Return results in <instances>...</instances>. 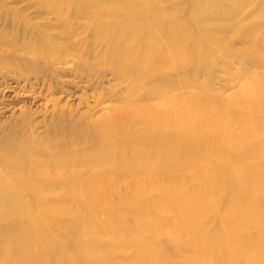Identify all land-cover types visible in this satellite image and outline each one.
<instances>
[{
	"label": "rangeland",
	"instance_id": "rangeland-1",
	"mask_svg": "<svg viewBox=\"0 0 264 264\" xmlns=\"http://www.w3.org/2000/svg\"><path fill=\"white\" fill-rule=\"evenodd\" d=\"M49 1H52V2L50 3ZM77 1L80 5L76 3V0H74L73 3H71L70 0H56L55 2L53 0H44V1H42V2H44V5H43V3L42 4L40 3L41 0H40V2H38L37 0H0V189H1L0 192L3 193V190H5V192H6L5 194H7V196H5V194H4V197H7L6 201H2L5 199L2 196L3 194L0 193V202L2 203L3 206L5 205L4 209L6 207V202L9 203V205L7 206V208L9 210L6 209L5 210L6 213L0 209V211H2V212H0V221H1L0 222V229H1L0 232H2V233H0V236L4 235L6 237V233H7L8 234L7 237L9 238V239L6 238L7 240H5L4 237H0V240H1L0 241L1 242L0 243L1 244L0 245V247H1L0 252L2 253V251L4 249V252H3L4 254H2L3 257L6 253H8L10 256L12 255L11 253H13V252H11V253L9 252V251L13 250L12 247L16 248V250L14 252L18 251L19 253H20V251H22L24 249V251H22V253L25 255V257L26 256L32 257V255L34 253L33 252V250H34L33 249L34 248L33 239L34 238L32 239V236H31L33 234H30L29 236L27 235V234L31 233L29 231L32 229L31 231H33V232H35V231L40 232L41 231V232L45 233L44 234L45 235V242L47 244L51 243L50 244L51 246L56 244L55 247L54 246H53V248L51 247L52 250H48V252L46 253V255H45L46 257L43 259L44 263L47 262V264H93L91 259H89L87 255L83 254L82 248L86 247L90 243V241L93 240L92 237L89 236V234L92 233V231L96 232L97 231L96 228L100 227L99 224L97 223V221H99L100 219L97 217H100L99 215H101L100 213H102V209L99 208V210L98 209L96 210L97 212L95 211L97 213V217H96L97 219L94 218V219H91V221H88L87 219H85L86 220L85 221L84 218L80 219V217H79L80 220H77V221L75 220L74 221L75 223H73L75 226H73V229L69 230V231L67 230L66 227H65L66 229L63 227L60 220H57V217L54 215V212L57 210V208H58V210H62V209L69 210L71 208H74L75 201H73L74 198L72 196L75 197V195L79 193L80 187L82 189V187L84 188L89 184L91 185V183H92V186H95L94 184H96L98 187L101 188V187H103V185L102 186H99V185L104 184L105 182L109 181V179H111L112 181H114V179L112 177L109 179L107 178V180H105L104 179V178H106V177H104V176H106V173L104 172L105 170L102 169V171H101L100 168L98 169L96 165H95L96 167H93L94 165H92V167L94 168L93 169L92 167H90V164H88V163L86 165L82 164V167H81L80 163L77 164L78 165L77 167L80 166V168H83V166H84L83 170L80 168H77L75 166L73 168L69 167L70 168L69 169L68 168L69 165L68 166L64 165V167L62 165H60V166L58 165L57 167H55V165L53 166L51 164V163H53L52 160L54 159V161H56V158H58L57 155H61V152L58 154L55 152L53 154L52 151L44 150L41 147L45 148V146H47L46 144H48L50 141L52 142L54 140V142H56V139L59 138V142H58L59 144H56V143L55 144L57 147L59 145L62 146V150H65V152L63 151L62 153H64V155L66 157L69 158V156L71 154L72 155L75 154L74 156L71 155L70 158L74 159L75 156L76 157L78 156V157H80V159L85 157V159L87 160V157H89V155L91 154L90 151L93 152V150H90V149H94L95 146L98 144V141H99L98 140L99 134H98V132H96V131H98L96 129V126L97 127L101 126V128H104L105 125L107 124V122L108 123L112 122L111 120H114L113 123H118L120 117L124 118V116L126 114L130 115V117H131L136 113L135 116L131 117L132 122L129 121L130 120L129 116L125 117L126 118L125 122H127V123L124 122L125 126L123 127V129L124 128L126 129V125L128 126L129 130H131L130 136L132 133L131 137L134 140L133 136H135V135L133 134V130L137 129L139 131L138 127L142 129L143 126H141V125L144 122H146V123H144L143 125H146L147 122L149 123L148 120L150 118H151L150 120H152V118H154L156 116H160L161 114L164 115V114L168 113L167 112L168 110H166V109H163V111H162L161 110L162 105L158 104L160 101H161L160 103H162L167 96H168L167 98H169L170 100H174V101L175 100L181 101V100H179V98L182 97L183 99L182 98L181 99H182V101L184 100L183 101L184 104L185 103L188 104V102L191 103L193 101L191 103L193 105H191V106H194L196 104V102H198V103L203 102L204 107H202V110H203L202 114L206 112L207 115L204 116L201 119V121L206 122V119L208 118L209 114L214 113L213 111L216 109L215 107H217L221 104H223V105L227 104V106H229V105L237 106L236 103H239L237 101L239 100L240 96L244 94V91H245V89H247V87L256 86L257 84H255V83H256V81L257 82L260 81V78H263L262 80L264 81V77H262L264 75V0H232V1H230V0H226V1H224V0H222V1L221 0H213L214 2L212 0H211L212 2H210V0H208L207 2H209V4H208L209 9L214 8V10H209L206 8L205 11L203 9H205V7H207V6H205L206 4L202 0H187L186 2H185V0H181V3H180V0L179 1L177 0V2H179V3H177V2L174 3L176 0L173 3H169L172 0H167L166 5H168V3L171 4L168 6L165 5V2H164L165 0H163V1L159 0L160 3H158V0H157V2H156L157 4H160V5L162 4L161 7H160V5H155V6L151 7V5H153V3H155L156 0H154V1L152 0V2H151V0H148L146 4L143 3L142 5L139 4L140 0H129V2H128V0H107L110 2L103 0V2L107 3V4L103 3V6L101 5L102 0H98L99 2L96 1L97 2L96 5H95V1H93L94 4H92V3H90L91 0H84V2L89 1V3L92 6V7L89 6V8L91 7L90 9L89 8L86 9V7H84V8L81 7L84 4V3H82L83 0H77ZM124 1H125V3H124ZM241 1H243V2H241ZM134 2H135V4H134ZM193 2H195V4ZM211 3H213L212 6H211ZM229 3H231L232 5H234V4L235 5L232 6ZM242 3L245 4V7H243V8L241 5ZM70 4L72 5L73 10L70 7L71 6ZM74 4H76V5L74 6ZM88 4H86V5H88ZM191 4L193 5V7L191 6V8H190ZM238 4H239V6H241L239 8V12L237 11L238 10ZM244 4H243V6H244ZM214 5H216V6L214 7ZM93 6H94V9H96V10L92 11L91 9L93 8ZM200 6H203V9L200 8ZM66 7L68 10L67 13H66ZM74 7H76V8L74 9ZM110 7H112V8H110ZM137 7H139V9ZM158 7H159V10H155L156 8L158 9ZM175 7H177V8H175ZM182 7H184L185 10H183ZM77 8L78 9L81 8L82 10L80 9V11H79ZM97 8L104 10L103 11L104 13L97 10ZM120 8L122 10H120ZM132 8L134 9V11H132L133 10ZM195 8H196V10H198V8H199V9H201V11L198 10V12L195 13L196 11L194 12V10H193ZM144 9H145V11H144ZM150 9H152V11H150L151 13L149 15ZM189 9H191L193 11H190ZM257 9H258V12H257ZM74 10H76L75 17L73 15H71V14H73L72 12ZM77 10L79 11L78 12L79 14L82 12L80 15L78 14L81 17H78V15L76 16ZM83 10L84 11L86 10L87 15L84 12L86 17H83L85 15H82ZM123 10H125V11H123ZM128 10H131L133 13L132 12H131L132 14L128 13ZM177 10H182V12L181 11L178 12ZM188 10L194 16H197L198 13L201 12V14H199V15H201V17H203L204 20L202 21V18L199 15H198V17H193V15H191ZM229 10L231 13H232V11H234L233 13H235V10H236V13H235L236 17L239 16L238 22H237V18L236 19L234 18L235 14L231 15ZM89 11L92 12L93 16L88 17V15H90L89 13H91ZM135 11L138 12L137 13L138 16L135 14L136 13ZM153 12H154V14H153ZM204 12H208L207 15H209V16H207L206 14L204 15ZM220 12L222 13V15ZM69 13H71V14H69ZM172 13H173V15H172ZM226 13H228L229 17ZM255 13H257V15L254 16ZM123 14L125 15V17ZM189 14L192 16L191 19H190L191 16ZM211 14H213L214 18L216 17L215 20L213 19ZM249 14H252V15H250L251 17L249 16ZM100 15H102V16H100ZM119 15H120V18H119ZM126 15H128L129 18L132 17V19L130 18V21H129L128 17ZM129 15H131V16H129ZM152 15L153 16L157 15L159 18L165 17V19H162L163 23H164V20L167 19L168 15L170 16L169 19L170 20L172 19L173 21L171 20L172 23H170L171 21L169 19H167L165 21L166 24L164 23V26L161 23L162 27H164V28L160 29V32H159L158 30H159V28H161L160 27L161 25L156 24L158 21L155 19V17H153V18L156 21L154 22V19L152 18L153 22H151ZM203 15L206 17H204ZM217 15H219V16L217 17ZM174 16H177V18ZM72 17H73V19L74 18H76V19L73 20ZM135 17H137V18L135 19ZM186 17H188L189 19ZM207 17H209V18H207ZM248 17H250L251 20H250V18L246 19ZM253 17H255V18H253ZM259 17H261V18H259ZM58 18H60V20ZM93 18H95V20ZM159 18H157V19L159 20ZM193 18H197V20L199 19V22ZM205 19H207V20H205ZM107 20H109V21H107ZM174 20H177V21H174ZM141 21H146V24H149V25L153 24L152 27L147 26L149 28V30L146 29V32L147 33L150 32L148 35H146L147 34L146 32H145V34L143 33L146 27H141V26H145L146 24L143 25L141 23ZM179 21H180V23L182 21L184 23L182 22L180 24ZM122 22L124 24H122ZM136 22L138 23V25ZM149 22H151V24ZM196 22L198 23V25ZM167 23L170 26H168ZM175 23H177V24H175ZM234 23H235V25L232 26ZM139 24H140V26H139ZM239 24H240V27H239ZM157 25L159 28L156 27ZM174 25H175V27H176V25L178 26L177 27L178 30L180 28L185 29L184 27L186 26L187 30L183 31L180 29L179 31H181V32L179 33V31L177 29H175V27L174 28L172 27ZM204 25H205V27H204ZM209 25L214 26V27L217 25V28L219 30H217L216 27H215L216 29L213 27V29L210 28V30H209V28H208ZM227 25L229 26L228 28H227ZM153 26H154V29H153ZM236 26H238V27H236ZM242 26H243V28H242ZM118 27H119V30H118ZM203 27L206 31L205 33H207L208 30H209V32L212 30L211 31L212 33L214 31L213 35H216V34L217 35L214 36V38H211L212 34H209V32H208V34H205V35L203 34V36L198 37L199 35L204 33ZM142 28H144V30H141ZM169 28H172V29H169ZM199 28L201 29L202 32L200 31ZM138 29H140V30H138ZM163 29L164 30L167 29V30L164 31ZM174 29H175V31L176 30L177 31L175 32ZM134 30L135 31H141V32H137L135 35ZM152 30H154V31H152ZM190 30H193V31L191 32ZM155 31H157L156 35L154 33ZM170 31H172V32H170ZM188 31H190L191 35L188 34L189 33ZM166 32L168 34L165 35ZM182 32L184 33L185 36L190 35L189 36L190 39H189V37H188V39L186 37H183ZM241 32H242V35H240ZM141 33H143L144 36H148V37L153 36V38L155 37V39L157 38L156 36L159 35V38H161L162 43H163V41L165 42L164 43L165 46L169 45V47H172L171 49L169 48L167 50L166 54L169 56L173 52V56L176 57L175 58L176 60L174 59L175 60L174 61L173 58H171L172 60H170V58H168V60H167V57L164 56V55H166L164 52H166L165 50L168 47L165 48V46H164V48H163V46H161L162 47L161 48L159 45H157L159 47V49L154 48V46L151 47V45L154 44V42L156 40L152 39L151 37H149L150 39H147V37L144 39L142 36L143 34H141ZM161 33H163L164 36H161L162 35ZM169 33H171V34L174 33V34H173V36L171 34L169 36ZM192 33H196V34H194V36H195L194 38L192 36ZM175 34H177V35H175ZM114 35H116V36H114ZM133 35H135V37H133ZM139 35H141V36H139ZM180 35H182L181 38L179 37ZM209 35H210V37H209ZM171 36L175 37V38H173V40H172ZM204 36L206 37V39L204 38ZM108 37L110 39H108ZM132 37L134 39L136 38L138 41L137 40L133 41ZM162 37H163V39H162ZM111 38H114V39L116 38L114 43H113L114 40ZM118 38H119V40H118ZM142 38L144 40L142 42H140V40H142ZM176 38H178L179 41ZM200 38L201 39L204 38L203 41H201ZM174 39H176V41H178L177 42L179 45L178 49H181V48L183 49V50L182 49L180 50V53L182 51H183V53L185 52L184 54L182 53V55H184L183 58H182L180 53H177L174 55V53H176V51H174V49H173V41L175 42ZM213 39L215 40V44H217V42H220V43H218L216 46H214V43H213L214 40ZM252 39H254V40H252ZM127 40L130 41V44H129V42H127ZM146 40L148 42H146ZM161 40L157 39V42L161 43L160 42ZM171 40H172V44H171ZM109 41L112 43L111 44L112 47H111L110 43H107ZM183 41H184L185 45H184ZM210 41H212V42H210ZM136 42H138V45L135 44ZM193 42H194V44H192ZM198 42L200 43L201 47L198 45ZM207 42L210 43V46ZM119 43H121V44H119ZM162 43L160 45H164ZM166 43H168V44H166ZM182 43L184 45V48L182 47L183 45L181 46ZM131 44H134V45H131ZM189 44L191 45L190 46L191 48L188 47ZM119 45H122V47L120 48L122 52L120 51V49H119V51L121 53L124 52V54H122L123 56H125V53H127V51H128L127 54L130 55L131 53H133V54L135 53V55L133 57H132V55H130V58H129V56H126L125 58L127 59V57H128V61H126V59L123 60L122 59L123 56L121 57V54H119V52H118V57H117L116 51H118V48L120 47ZM149 45H150V47H149ZM125 46H127L126 47L127 49L125 48ZM137 46H138V48L141 47V50H140V48L138 49ZM47 47H49V48H47ZM192 48H194L193 49L194 51L191 53ZM202 48L206 49V51L203 50ZM153 49H154L153 53L148 54V52H146V54H148L146 56L149 57L151 55L149 58H151L152 55L156 51L158 52L157 54L155 53V57L153 55V57H152L153 59L151 58L152 60L149 59L148 57L144 56L145 51L150 52ZM156 49H158V50H156ZM125 50H126V52H125ZM132 50L137 51L138 54L136 52H131ZM139 50H140V52H139ZM161 50H163L164 52ZM169 50L171 52H169ZM207 50H208V52H207ZM159 51H161L162 54L159 53ZM142 52L144 54H142ZM197 52H200V53H197ZM206 53L211 55V56L209 55V57H212L211 60L209 58L206 59L208 57V55ZM158 54H159V57L157 56ZM178 54H180L181 57ZM198 54L200 55V60H198L199 58L197 59V57H199ZM137 55H138V57H137ZM140 56H141V58H140ZM143 57L144 58L146 57V58L144 59ZM160 57H162V58L160 59ZM171 57H172V55H171ZM186 57H188V58H186ZM132 58H134V59H132ZM165 58H166V60H165ZM147 59H149V60H147ZM159 59L161 61H159ZM188 59L191 61H189ZM138 60H139V62L137 64H139V65L141 63H144V62H147L150 60L152 62L150 61L151 63L147 64L148 66L149 65L151 66L154 62H156L155 63L156 65H160L158 76L148 78V76H147L148 71H149L148 70L144 74L139 73V75L141 74L145 77V79H143V77L140 79L139 75L137 74L138 71L135 70V68L137 69L139 67V65H137L138 67H135L136 62ZM162 60H165V62ZM133 61H134V63H132ZM141 61H144V62H141ZM170 61L175 62L174 65H178V63L180 62L178 65L180 67L178 68V66H176L177 69H174V71H171V74L168 73V70H167V68L170 69V67L174 68V66L172 67L173 63H171L172 65H170ZM187 61H189L190 63ZM124 62H126V64H124ZM159 62H160V64H159ZM166 62H168V64H169V66L167 65L168 67H166ZM118 63L120 64V66L118 65ZM131 63L134 64L133 66L135 68H133V66L130 65ZM162 63H163V65L165 64L164 65L165 67H163ZM209 63H211V65ZM155 64H153L152 66L156 67V66H154ZM142 65L144 66L146 64H142ZM147 65H146V67H147ZM121 66H123V67H121ZM130 66H132V67L130 68ZM150 66H149V69H151ZM121 69H123V70H121ZM125 69H127V70L129 69L132 72L128 71L126 74V73H124ZM160 69L162 71H160ZM163 69H165V70H163ZM192 70H193V73H191ZM135 71H137V72H135ZM139 71L143 72L144 69H143V71H142V69ZM164 71L165 72L167 71L165 75L168 78L163 77L164 73H165ZM160 72H161V74H160ZM189 74H190V76H189ZM132 76L134 77V80H136V81H137V77H139L140 82L144 80L147 83L145 82V84H144L143 83L144 81H143L142 82L143 85H142V83L137 81L139 83L138 84L135 83V85H137L136 87L138 88L140 86V88L137 89L133 86L134 80L131 79V78H133ZM129 78H130V80H128ZM163 78L167 79L168 81L164 80ZM176 78H177V82H179V84L182 82L180 84V86H182L184 88L186 87V88H188V90L186 88L185 89L183 88L181 91L179 89L180 86L178 85L177 82H175ZM183 78H184V81L182 80ZM173 79H175V80L172 81V82H174L172 84L171 80H173ZM161 80H163V82H165V84L164 83L161 84L160 83ZM169 80H170V82H169ZM188 81H194V82L188 83ZM155 83H158L157 84L158 87H159V85L160 86L164 85V86L159 87V91H158V88L155 85ZM191 83L194 86L193 88H192V85L190 86ZM150 84H154V87H156V89L154 87H153L154 89H151L152 87L149 89ZM260 84H261V87L258 86ZM262 84H264V82L259 83L256 87L259 88L260 90L262 89L263 95H264V86ZM144 86H145V88H144ZM167 89H170V91L168 90L170 92L168 94L166 93ZM132 91L133 92L135 91V92L133 93ZM150 92H151V94L153 92H154V94L157 93V95H158V93H161V92L162 93L160 95H158L159 97L157 95H156L157 97H155V95H154L152 98L151 94H149L150 96L148 97V93H150ZM163 92H164V95H163ZM184 92L186 94H184ZM192 94H194L195 96ZM130 95H132V96H130ZM171 95L173 98H170ZM184 96H186L187 99ZM248 97H250V95ZM182 101H181V104H183ZM179 104H180V102H179ZM156 105H157V108H155ZM124 106L127 108V110H126L127 112L124 110ZM132 106L134 108H132ZM138 106H140L139 109H138ZM144 106L145 107L147 106L148 110L146 108H144ZM148 106H151V107L153 106L155 109L153 107H152V109H150V107L148 108ZM128 107H130L133 110L129 109ZM142 109H146V111H147L146 113H144V118H142L143 112H144V110H142ZM128 110H131V111H128ZM149 110H151V112H153V113L150 114ZM158 110L159 111L161 110L163 113L159 112ZM119 111L122 113H120ZM239 111L240 112H238V114H239L240 119L244 120L246 117L248 118V115L246 114L247 112L242 111V109H239ZM124 112H126L125 115H124ZM230 113H231V111H230ZM243 115H244V117H243ZM245 115H247V116H245ZM140 116H141V119H140ZM260 118L262 119L263 116H259V118H255L256 122L260 121L261 120ZM107 119H109L110 122ZM146 119H147V121H144ZM130 122H131V124H129ZM135 123H136V125H135ZM259 124H260V122H259ZM102 125H104V126H102ZM131 127H133V128H131ZM94 128L96 130L95 132L97 133L96 136H95L96 133L93 131ZM125 129H124V131H125ZM173 131H171V133H169V135L168 134L167 135L174 140L177 136L176 135L177 132L175 133ZM135 133H137V132H135ZM115 135H118V133ZM108 136H104L105 138L104 137L103 138L106 140L107 139L106 137H108ZM130 136L129 135L127 136V137H129V139L127 141V138L124 136H123L124 138L123 137L122 138L121 137H116V138L113 137V139H111L112 138V135H111L110 136L111 138L109 137L111 139V140H109L110 142H107V141L106 142H107V144H110L111 149L116 150L117 147H119L118 149H120L121 145L123 147L124 145H127L126 143L129 144V143L133 142L131 140L132 138ZM136 139H137V137H135V140ZM144 139H146V137ZM94 140H95V142H94ZM138 140H139V142L137 144H139V146H140L142 144L140 142L141 137H138ZM138 140H136L135 143ZM150 140H152V139H150ZM26 142H28V143H26ZM111 142H113V143L111 144ZM34 143L37 145L36 152H30L29 153V152H24L21 150L23 148V144H24V146L29 147ZM114 143H115V145H114ZM120 143H121V145H120ZM90 144H92V145L89 146ZM93 145H95V146H93ZM141 147H143V144L140 146V149H141ZM87 149H89V150H87ZM140 149H139V147L136 148V146H135V151H133V152L137 153L139 151H142V152H140V154L144 153L143 152L144 147L141 150ZM263 150L264 149H262V153H263ZM79 151L80 152L83 151L82 153L85 154L87 157L85 155H83L81 158L80 154L82 155V153H80ZM260 151L261 150H258V153L261 156L262 154ZM67 152L68 153L70 152L69 153L70 155ZM245 152L247 153L248 156L246 155ZM245 152L242 153L243 157L241 156V158H245V159L242 160L241 158H239L237 161L239 166H240V167L238 166V168H241V169L247 168L248 169L250 167L249 164L252 161L250 159L251 156L249 157V155H251L250 153H252V150H248ZM86 153H88V155ZM140 154L137 153V155H140ZM19 157H21V158H19ZM37 158H39V159H37ZM262 158L264 159V155H262ZM31 159H33V162L35 161L34 163L38 162L37 164L33 163L36 166H34V165L31 166V164H32ZM18 160L20 161L19 166L21 168L19 166H17V164H15ZM86 160H84V161L87 162ZM84 161H82V162H84ZM47 165L49 166V168ZM45 166H47V167L45 168ZM32 167H35V168H32ZM39 167H41V168H39ZM85 167H87L89 170L85 169ZM59 168H60V170H59ZM75 168H77V169H75ZM90 169H91V171H90ZM98 170L100 172L99 174L97 173ZM135 170L138 173L139 169H135ZM66 171H67V175L65 173ZM77 171L79 172V174L81 176L78 175ZM85 171H86V174H85ZM89 171H90V173H89ZM72 172H75V173H72ZM80 172H82V173L84 172V173L81 174ZM101 172H102V174L103 173L104 174L102 175ZM48 173H50V175ZM88 173L90 174V176ZM91 173L92 174L94 173V174L92 175ZM118 173L117 172L114 173L115 179L120 178L119 174L121 173V171L119 174ZM60 174L62 176L64 174V177L61 178L62 176ZM76 174L79 177H77ZM82 175H83L84 180H83V178H81ZM179 175H180V178L185 182V185L187 186L188 189L195 190L198 188L199 183L197 181H195L196 182L195 183L194 180H191L188 177H186V175H187L186 171H181ZM74 176H76V177H74ZM84 176L85 177L88 176L87 178H90L92 180L97 179L98 182H99V180L102 179V177H104V178L98 184L97 181H95L93 183L92 180L89 181V179H85ZM96 176H97V178H96ZM133 176L136 177L137 175L135 173H133ZM59 177L61 179H63L64 181L63 180L58 181ZM64 178H68V179H64ZM80 178H81V180H80ZM98 178H100V179H98ZM48 179H50L51 182ZM73 179L75 182L73 181ZM144 179H145V182L147 183V177H145V176L142 179H141V177L135 178L136 182H134V183L136 184L137 187L140 186L139 184L144 185V186H141L140 189L146 188L147 184L145 182H143ZM45 180H47V185L49 187H47L46 185H43L46 183ZM67 180L70 182H74L75 184L71 183V185L68 186L69 182ZM44 181H45V183H44ZM48 181H49V184H48ZM81 181H82V183H81ZM102 181H105V182L103 183ZM137 181L139 184L137 183ZM58 182L59 183L63 182L64 184L66 182V184L67 183L68 184L67 185L66 184L61 185ZM206 182L209 183V180L207 179ZM33 183H36V184L40 183V184H37V186H38V188H41L42 190L38 189L39 190L38 191L36 188L37 186H35L36 184H33ZM105 184H107V183H105ZM110 185L111 184L109 183L108 185H105V186L108 187ZM65 186L67 189H64ZM72 186L73 187L75 186V187L73 188ZM62 188L64 191L62 190ZM104 188L105 187L102 188L101 192L104 191L103 190ZM107 189L109 190L110 187ZM118 190L120 192H124L123 188H120ZM41 191H43V192H41ZM65 191H67V193ZM69 191H70V193L72 192L71 194H74V193H76V194L70 196L71 194L69 193ZM73 191H75V192H73ZM76 191H78V192H76ZM106 192L104 191L103 193H106ZM128 192L129 191H127V193ZM151 192L152 191H147L144 194L145 196L144 195L142 196V198L144 197L143 199H145L144 202L146 201V203H144V202L142 203L143 199L140 200L141 202L137 201L138 203L134 202V200H133V202H134L133 203L132 200H129V199L124 200V202H121V203H123L121 205L116 203L117 206L119 205L120 207H113V209H110V210H112L111 213L109 212L108 214H113L114 210L115 211L119 210L120 213H122V212H125V213L123 215L122 223H120V224L117 223L118 225H121V226L114 224L115 227H114V225H112L110 227L111 231L113 230L112 232H114V234H118L119 231H121V230H123V228H125L124 231L121 232L123 234V232H125V230L126 231L127 230L136 231L138 229V227H140V229H138V230L142 231L147 239H149L150 241H152L153 243H155L159 247L160 254L165 260L178 262L180 259H182V260L184 258L187 259L188 254L184 253L185 252V250H184L185 245H184V242L182 240L179 242L180 243L179 249L177 248V250L174 251V249L172 248L173 246L171 247V243H170L171 242V234L168 231L159 230L153 234H147L149 232V231H147V226L143 222L137 223L138 220L134 219V217H135L134 212L135 213L141 212L140 208H142L141 210H143V207L146 208L148 205H150V203L152 204V203H154V201L157 200V198H155L157 196L156 193H154V192L151 193ZM37 194H40V195L37 196ZM64 195H65L66 199H68V197L70 199L73 198L72 200H70L72 204L70 203V201L65 200ZM147 195H148V197H146ZM154 195H155V197H154ZM59 196H60V198H61V196H63L62 198H64V199H62V198L59 199ZM55 197L59 200L55 199ZM153 197H154V199H153ZM43 199L44 200L48 199V200L45 202ZM110 199L112 202H115L116 196L112 195L110 197ZM1 203H0V205H1ZM2 205L0 206V208H3ZM124 205L126 208L124 207ZM222 207H223L222 202H220V203L216 202L215 204H213L214 210H211L212 211L211 213H208L204 217L199 219V223L201 225H209V227H211V228L215 227L216 226V219H215L216 217L215 216H217V217L219 216L218 212H220L222 210ZM53 209L55 211H53ZM128 209H131V210H128ZM10 210L11 211L13 210V212H10ZM51 210L53 212V215L51 213ZM82 210H84V208H82ZM131 211H133V212H131ZM14 212H16V213H14ZM77 212L79 213V212H81V210L79 209V210H77ZM20 213H23L25 216L27 215V217H25L23 214H21L22 216L27 218V221L25 220L24 217L22 218L25 221V223L29 222V224H30L31 219H33L32 221H34V222H32V225L30 224V227H29L30 230H27L29 228L25 227V226H28V225H26L21 219H19V218H21V216L18 215ZM132 214L134 215V217ZM2 215H4V216L7 215V216L3 218ZM9 216L11 217L10 220H9V218H7ZM28 216H29V218H28ZM12 218L13 219L15 218V220L19 219L20 221L19 220L18 221L22 224H19L18 221H17V223H18L17 224L16 221H13ZM5 219L6 220L8 219L9 221L7 220L4 223ZM10 221L12 223L14 222L17 225H15V224L13 225L15 227L14 228L15 230L13 228H11V230H9V232H7L6 230H8V229H6V228H9L12 226ZM78 221H80V222L78 223ZM92 221L93 222L96 221V222L93 223ZM81 222L83 224L84 223L86 224V222H88L89 224L87 223L85 226H83ZM90 222L92 224L91 225L92 227H90V228H95V226H96V228H95L96 230L95 229L90 230V228H89ZM2 223H3V225H2ZM96 223H97V225H96ZM5 225H10V226L7 227ZM18 225L19 226L21 225L22 227L25 228L26 231L24 230V228L21 229V232H23L22 230H24L27 233L26 234L24 232L25 233L24 237H23L24 233L21 234V232H20V234H18V235L16 234V236H15V233L17 231H20ZM76 225H77V227H76ZM82 226L84 227V229L82 228ZM1 227L4 228L5 230L2 229ZM17 228H18V230H17ZM85 228H89L88 232H87V230H85ZM78 229H79V231H78ZM114 229H115V231H114ZM99 230H101V229L99 228ZM11 231H13V232L16 231V232L11 233ZM83 231H86L87 235H86V232H83ZM72 232H75L76 234L81 233L79 240H77L75 238L77 240V242L75 239H73V237L74 236L78 237L79 235H75V233H74V236H73ZM262 232H264V230ZM9 233L11 235L13 234L12 236H15V237H11V235ZM26 235H27V237H26ZM101 236L102 237L104 236L103 232L94 233L95 239L101 238L103 240L101 242L108 244V245L101 244L100 247L104 246V248H100V247L96 248L95 250H97L96 252L98 255L108 256L109 259H111V261H110L111 264H125V263L130 262V255L135 252V248L134 247L132 248V246L128 245L127 239L124 240L123 237H120V239H123V240H121L120 243L118 242L119 244L117 243L118 246L116 247V251H112L109 249L110 243H109V240H107V238H106L107 236L106 237L104 236L105 238L104 237L102 238ZM21 237H23V238H21ZM46 237H48V238H46ZM11 238H13V240H11ZM49 239L52 241H50ZM9 240H11L12 242L15 240V241H17L16 243H22V244L17 245V244H15V242H13V244L16 245L17 247L13 246V244H11L12 245L11 246L9 243L11 241H9ZM122 241L123 242L126 241V242L123 243ZM9 245L11 246V248H10L11 250H9ZM25 245H27V246L25 247ZM80 245L81 246L84 245V247H80ZM20 246H23V247H20ZM78 246H79V248H78ZM17 248H18V250H17ZM127 248L129 250H127ZM181 248H183V249H181ZM25 249H27V250L25 251ZM180 249H181L183 254L180 252ZM6 250H7V252H5ZM100 250H101V252H100ZM183 250H184V252H183ZM49 251H51V252H49ZM1 253H0V264H3ZM107 253H108V255H107ZM8 254H6L5 256H7ZM128 254H129V256H128ZM9 255L6 258L10 257ZM16 255H15V260L17 261V263H15V264H18L19 262L21 264V260H18ZM68 257L70 258L69 260H68ZM173 257H174V259H173ZM66 260H68V261H66ZM16 261H14V262H16ZM242 261L243 260H240V263L238 262L235 264H250L248 262L243 263ZM24 263H25V261H24Z\"/></svg>",
	"mask_w": 264,
	"mask_h": 264
},
{
	"label": "bare ground",
	"instance_id": "bare-ground-1",
	"mask_svg": "<svg viewBox=\"0 0 264 264\" xmlns=\"http://www.w3.org/2000/svg\"><path fill=\"white\" fill-rule=\"evenodd\" d=\"M37 1L40 2V0H37ZM42 1H44V0H41L40 3L41 4L43 3V5H44V2H42ZM53 1L55 2L56 0H53ZM70 1H71V3L74 2V0H70ZM91 1H90V3H92V4H94L93 1H95V5H96L97 4L96 1H98V0H91ZM147 1L148 0H140L139 1L140 2L139 4H141V5L143 3L146 4ZM166 1L167 0L164 1L165 2V5H166ZM174 1L175 0H172L169 3H173ZM186 1L187 0H185V2ZM202 1H204V3L206 4L205 6H207V7H205V9H203V6H200V8H202L204 11L206 10V8L209 9V7H208L209 2H207L208 0H202ZM212 1L210 0V2H212ZM224 1H226V0H224ZM230 1H232V0H230ZM49 2L51 3L52 1H49ZM85 2L83 0L82 3H84L85 5L83 4V6H81V7H83V8L86 7V9H87V8H89V6H91V4L89 3V1H87V2L90 5L87 2L86 3ZM101 2H102V4L101 3L100 4L103 6V3H105V2H103V0ZM107 2H110V1H107ZM128 2H129V0H128ZM151 2H152V0H151ZM156 2H157V0L155 1V3ZM176 2H177V0L174 3H176ZM241 2H243V1H241ZM76 3L79 4L77 0H76ZM124 3H125V1H124ZM155 3H153V5H151V7H153L155 5H160V4H157V3L155 4ZM158 3H160L159 0H158ZM169 3H168V5H171ZM177 3H179V2H177ZM180 3H181V0H180ZM193 3L195 4V2H193ZM86 4H88V5H86ZM105 4H107V3H105ZM134 4H135V2H134ZM212 4L213 3H211V6H212ZM229 4H231V3H229ZM243 4L244 3L241 4L242 5V8L245 7V4H244V6H243ZM75 5L76 4H74V6ZM168 5H166V6H168ZM234 5H232V6H234ZM94 6L91 9L92 11L93 10H96V9H94ZM161 6H162V4L160 5V7ZM191 6L193 7L192 4L190 5V8H191ZM215 6L216 5H214V7ZM70 7L72 8V5ZM240 7L241 6H239V4H238V10H237L238 12H239V8ZM75 8L76 7H74V9ZM110 8H112V7H110ZM137 8L139 9V7H137ZM175 8H177V7H175ZM80 9H78V10L80 11ZM182 9L185 10L184 7H182ZM72 10H73V8H72ZM78 10H77L76 16L79 14L78 13L79 12ZM97 10H99L100 12H103L104 11V10H101L100 8L99 9L97 8ZM120 10H122V9L120 8ZM155 10H159V7H158V9L156 8ZM189 10L190 11H193L194 10V12L196 11L195 13H197L198 10L201 11V9H199V8H198V10H196V8L193 9V10H191V9H189ZM209 10H214V8L213 9H209ZM123 11H125V10H123ZM132 11H134V9ZM132 11L131 10H128V13H131ZM144 11H145V9H144ZM150 11H152V9L149 10V15L151 13ZM177 11L178 12L179 11L182 12V10H177ZM67 12H68V10H67V7H66V13ZM75 12H76V10H74L72 12L73 14H71V13H69V14H71V15H73L75 17ZM84 12L86 13V10L85 11L83 10V14L82 15H85ZM89 12H91V11H89ZM229 12H230V10H229ZM233 12L234 11H232V13ZM257 12H258V9H257ZM137 13L138 12H136L135 14L138 16ZM207 13L208 12H204V15L205 14L207 15ZM232 13H231V15H234L236 13V10H235V13H233V14ZM89 14L90 15H88V17L93 16L92 15V12L89 13ZM153 14H154V12H153ZM190 14L193 15L191 12H190ZM199 14H201V12L198 13V15ZM226 14L228 15V13H226ZM79 15H78V17H81ZM86 15H87V13H86ZM86 15L83 16V17H86ZM172 15H173V13H172ZM198 15L197 16H194L193 15V17H198ZM221 15H222V13H221ZM250 15H252V14H249V16ZM255 15H257V13H255L254 16ZM100 16H102V15H100ZM126 16L128 17V15H126ZM129 16H131V15H129ZM199 16L201 17V15H199ZM207 16H209V15H207ZM211 16L213 17V14H211ZM218 16L219 15H217V17ZM124 17H125V15H124ZM153 17H155V19L159 22V23L157 22L156 24H158V25L160 24L161 25V23H162V25L164 26V23L166 24L165 21L167 19H169L170 16L169 15L167 16V19L164 20V23H163V20L162 19H165V17L164 18H162V17L159 18L157 15L156 16L155 15L154 16L152 15L151 22H153L152 21V18ZM156 17L159 18V20ZM174 17L177 18V16H174ZM204 17H206V16H204ZM228 17H229V15H228ZM238 17H236V14L234 15V18L235 19L237 18V22L239 21V18ZM250 17H248L246 19H249ZM119 18H120V15H119ZM130 18L132 19V17H130ZM130 18L128 17V20L129 21H130ZM136 18L137 17H135V19ZM186 18H188V17H186ZM191 18H192V16L190 17V19ZM201 18H202V21H203L204 18L203 17H201ZM207 18H209V17H207ZM253 18H255V17H253ZM259 18H261V17H259ZM58 19L60 20V18H58ZM72 19H73V17H72ZM75 19L76 18H74L73 20H75ZM93 19L95 20V18H93ZM155 19H154V22L156 21ZM193 19H195L196 21L199 22V19L198 20H197V18H193ZM213 19L215 20L216 17L215 18L213 17ZM205 20H207V19H205ZM250 20H251V18H250ZM107 21H109V20H107ZM172 21L170 23H172ZM174 21H177V20H174ZM180 21H179V23H180ZM151 22H149V23L151 24ZM141 23L143 25H145L146 24V21H141ZM122 24H124V23L122 22ZM175 24H177V23H175ZM137 25H138V23H137ZM152 25L153 24H151V25L146 24L145 26H141V27H146L145 30H144V28H142L141 30H144L143 33L145 34L146 29L149 30L148 27L149 26L152 27ZM158 25L156 27H158ZM162 25L160 26L161 28L158 27L159 28V30H158L159 32H160V29L164 28V27H162ZM197 25H198V23H197ZM234 25H235V23L232 26H234ZM139 26H140V24H139ZM168 26H170V25L168 24ZM210 26L211 25H209V27L207 26L209 28V30H210V28L213 29L214 26H211V27ZM172 27L174 28L175 25L172 26ZM177 27L178 26L176 25L175 29H177ZM204 27H205V25H204ZM204 27H203V29H204ZM215 27L217 28V25ZM228 27L229 26L227 25V28ZM236 27H238V26H236ZM239 27H240V24H239ZM184 28L185 29H183V28L182 29L180 28V29L183 30V31L184 30H187L186 29V26ZM242 28H243V26H242ZM153 29H154V26H153ZM169 29H172V28H169ZM175 29H174V31H175ZM118 30H119V27H118ZM138 30H140V29H138ZM166 30H164V31H166ZM209 30L207 31V33H205L206 31L204 29V33H202L198 37L203 36V34L204 35L205 34H208ZM217 30H219V29L217 28ZM152 31H154V30H152ZM190 31L192 32L193 30H190ZM190 31H188L189 32L188 34L191 35ZM200 31H201V29H200ZM211 31L209 32V34H212V37L211 38H214V36H216L217 34L216 35H213L214 31H213V33ZM137 32H141V31H135L134 34L136 35ZM170 32H172V31H170ZM180 32L181 31H179V33ZM143 33H141V34H143ZM149 33H147L146 35H148ZM154 33L156 35L157 34V31H155ZM144 34L142 35L144 39L146 37H147V39H150L149 37H151L152 39H155V37L153 38V36H149L148 37V36H144ZM161 34H162L161 36H164L163 33H161ZM166 34H168V33L166 32L165 35ZM170 34L171 33H169V36H170ZM173 34L174 33H172L171 35L173 36ZM194 34H196V33H192L193 38L195 37ZM135 35H133V37H135ZM175 35H177V34H175ZM182 35H183V37H186L187 39L190 36V35L185 36L184 33ZM182 35H180L179 37L181 38ZM240 35H242V32H241ZM114 36H116V35H114ZM139 36H141V35H139ZM156 37H157L155 39L156 41L155 42L153 41L154 44H152L151 47L154 46V48H158L159 49V47L157 46V45H159L160 47L163 46V48H164V46H165L164 43L165 42L163 41V43H162V40H161V38H159V35L156 36ZM209 37H210V35H209ZM143 38H142V40H140V42H142L144 40ZM173 38H175V37H172V40H173ZM204 38L206 39L205 36H204ZM108 39H110V38L108 37ZM111 39L114 40L113 41V43H114L116 38L115 39L114 38H111ZM157 39L158 40H161L160 42L162 44H164V45H160L161 43H158L157 42ZM162 39H163V37H162ZM176 39L178 40V38H176ZM176 39H174L175 42L173 41V49H174V51H176V53H174V55L177 54V53H180V50L182 49V48L181 49H178L179 48V45H178L177 42L179 40L176 41ZM189 39H190V37H189ZM203 39H201V41H203ZM118 40H119V38H118ZM132 40L135 41L137 39L136 38L135 39L133 38ZM172 40H171V44H172ZM252 40H254V39H252ZM184 41H183V43H184ZM127 42H129V44H130V41L129 40H127ZM146 42H148V41L146 40ZM199 42H198V45L200 46V43ZM210 42H212V41H210ZM107 43H110V45L112 44L110 41L107 42ZM183 43L181 44V46L183 45ZM207 43L210 46V43L209 42H207ZM213 43H214V46H216L220 42H217V44H215V40H214ZM119 44H121V43H119ZM135 44L138 45V42H136ZM166 44H168V43H166ZM192 44H194V42ZM131 45H134V44H131ZM184 45H185V43H184ZM184 45L182 46L183 48H184ZM119 46L120 47L118 48V51H116L117 52L116 55L118 57V52H119V54H121V57H122L123 56L122 54H124V52L121 53L122 51H121L120 48L122 47V45H119ZM190 46L191 45L189 44L188 47H190ZM111 47H112V45H111ZM126 47L127 46H125V48ZM149 47H150V45H149ZM166 47H168L165 50L166 52H164L163 50H161L165 54L167 53V50L169 48L170 49L172 48V47H169V45H166L165 48ZM47 48H49V47H47ZM137 48H138V46H137ZM139 48L141 50V47H139ZM119 49H120L121 52L119 51ZM158 49H156V50H158ZM193 49L194 48H192V51L190 50L191 53L194 51ZM140 50H139V52H140ZM203 50L206 51V49H203ZM161 51H159V53L162 54ZM125 52H126V50H125ZM131 52H136L137 53V51H133V50ZM146 52H148V54L153 53L154 52V49L152 51H150V52L149 51H145V54L142 52V54H144V56L148 55V54H146ZM169 52H171V51L169 50ZM207 52H208V50H207ZM127 53H128V51H127ZM127 53H125V56H123L124 58L122 57L123 60L126 59L125 58L126 56H129V58H130V55H132V57L135 55V53L134 54L131 53L130 55L127 54ZM155 53L157 54L158 52L156 51ZM155 53L153 54L154 57H155ZM182 53H183V51L180 53L181 56H182V58H183L184 55H182ZM197 53H200V52H197ZM180 54H178V55L180 56ZM153 55H152V57H153ZM171 55H172V57H171ZM171 55L168 56L166 54L164 56L167 57V60H168V58H170V60H172L171 58H173V60H174L176 57L173 56V52H172ZM207 55H208V57L206 59L209 58L211 60L212 57H209L210 54H207ZM157 56L159 57V54ZM137 57H138V55H137ZM146 57H148V56H146ZM140 58H141V56H140ZM151 58H149V59H151ZM161 58L162 57H160V59ZM186 58H188V57H186ZM132 59H134V58H132ZM149 59H147V60H149ZM160 59H159V61H161ZM197 59L200 60V55H199V57H197ZM165 60H166V58H165ZM165 60H162V61L165 62ZM126 61H128V57H127ZM134 61L132 63H134ZM150 61H147V62L141 61V62H144V63H141L140 64L141 66H140L139 64H137L139 62V60H138L136 62V66H135V67H138L137 65H139V67L137 69L133 66L134 64L131 63L130 65H132L133 68H135V70L138 71V72L135 71V72H137L138 75H139V73H143L144 74V73H146L149 70L148 71V75H147L148 78H152L154 76L157 77L158 76V73H159V67H160V65H156L155 64L156 62H154L155 61L154 60L153 61L154 62L153 64H155L154 66H156V67H153L152 66L153 64H152L151 65L152 67L149 65L150 68H151V69H149V66L147 64H150L152 62V61L151 62ZM189 61H191V60H189ZM189 61H187V62H189ZM168 62H166V67L169 66ZM163 63H162V65H163ZM171 63H173V65ZM174 63L175 62H171L170 61V65H172V67L174 66V68H171L170 67L171 70L169 68H167L168 73H170V74H171V71H174V69H177L176 66H178L180 62L178 63V65H174ZM124 64H126V62H124ZM142 64H146L147 67H146V65L143 66ZM159 64H160V62H159ZM209 64L211 65V63H209ZM118 65L120 66L119 63H118ZM164 65H163V67H165ZM132 66H130V68ZM121 67H123V66H121ZM179 67L180 66H178V68ZM140 68L142 69V71L144 69V71L143 72L139 71V70H141ZM121 70H123V69H121ZM163 70H165V69H163ZM124 71H125L124 73L127 74V72L130 71V70L129 69L128 70L125 69ZM160 71H162V70L160 69ZM130 72H132V71H130ZM166 72L164 73V76L163 77L168 78L165 75ZM191 73H193V70H192ZM160 74H161V72H160ZM189 76H190V74H189ZM139 77H140V79L142 77H143V79H145V77L143 75H141V74L139 75ZM139 77H137V81L140 82ZM262 77H264V75ZM165 78H163V79L166 80V81H168ZM131 79L134 80V77L131 78ZM262 79L263 78H260V81ZM128 80H130V78ZM174 80L175 79L171 80V83L172 84L174 83V82H172ZM182 80L184 81V78ZM137 81L134 80V82H133V84H134L133 86L135 88H137L136 87L137 85H135V83H137V84L139 83ZM143 81H141L140 83H142ZM260 81H258V82L259 83L264 82L263 80L261 82ZM145 82L146 81H144L143 83L145 84ZM169 82H170V80H169ZM175 82H177V78H176ZM190 82H194V81H188V83H190ZM258 82L256 81L255 84L258 85L259 84ZM143 83H142V85H143ZM158 83H155V85L157 86ZM160 83L161 84L162 83L165 84V82H163V80H161ZM177 83L180 86V84L182 82L180 84H179V82H177ZM191 85H192V83L190 84V86ZM262 85L264 86V84H262ZM161 86H164V85H161ZM161 86L159 85V87H161ZM256 86L247 87V89H245L244 94L241 95L240 98H239V100L237 101L239 103H236L237 106H234V105L227 106V104H224V105L223 104H221V105L218 104L219 106L215 107L216 109L213 111L214 113L209 114L208 118L206 119V122H202L201 121V119L204 116L207 115L206 112L202 114V111H203L202 110V107H204L203 102L202 103L196 102V104L194 106H191V105H193V104H191L193 101L191 103L188 102V104L190 103L189 105L187 103L184 104L183 103L184 100L182 101L183 98L180 96L182 99L179 98V100H181L182 103H183V104H181V101L170 100L169 98H167L168 97L167 96L164 99V101L162 100L163 101L162 103H160L161 102L160 101L158 104H161L162 105L161 106L162 108L160 107L162 111H163V109H166V110H168L167 111L168 113L167 114H164V115L161 114L160 116H156V117L153 116L154 118H152V120H150L151 119L150 118L148 120L149 123L147 122L146 125H143V124L146 123L144 121H147V119L144 120V121L142 120L144 122L141 125V126H143L142 129L138 127L139 131L137 129H135L136 131L133 130V134L135 135V136H133L134 137V140H135V137H137L136 140H138V137H141L140 142L143 144V147H144V149H143L144 150L143 151L144 153L140 154V152H142V151L137 152L140 155H137V153H134L133 151H135V146H136V148L139 147V149H140V146L142 144L140 146H139V144H137L139 142V140L135 143L136 140L134 141L133 138L131 137L132 136V133H131V136H130L131 130H129V128H128L127 125H126V129L124 128L125 131L123 129V127L125 126L124 122L126 121L125 120L126 119L125 117H128V116L130 117V115H127L126 114L127 108L125 106H124V110L126 112H124V115L125 114L126 115L124 116V118L123 117H120L118 123H113L114 120H111L112 122H110L109 121L110 118H109L107 120L110 123H108L106 121L107 124L105 125L104 128H101V126L100 127H97L96 126V129L98 131H96L95 128L93 129L94 132L96 131L99 134L98 144L96 146L93 145V146H95L94 149H90V150H93V152L90 151L91 154L89 155V157H87L85 154L82 153L84 150L81 151V152L79 151L80 153H82V155L80 154L81 158H82L83 155H85L87 157V160L85 159V157H83L84 159L83 158L80 159V157H78V156H77L78 158L75 156L74 159H71L70 156L72 154L70 155L69 154L70 152L69 153L67 152L70 155L69 156L70 159L68 157H66L64 155V153H62L63 151L65 152V150H62V146H60V145L58 147L56 146V144H59L58 143L59 142V138L56 139V142H54V140L52 142L50 141L48 144H46L47 146H45V148L44 147H41L44 150L52 151L53 154L55 152L57 154L61 152V155H57L58 158H56V161H54V159L52 160L53 163H51V164L53 166L55 165V167H57L58 165L59 166L62 165L63 167H64V165H67V166L69 165L68 168L69 167H72L73 168L74 166L77 167L78 166L77 164H79V163L81 164V167H82V164L83 165L84 164L86 165L88 163V164H90V167H92V165H94L93 167H96L97 166V168L98 169L100 168L101 171H102V169L105 170L104 172L106 173V176H104V177H106V178L102 177V179L104 178L105 180H107V178L109 179V178H112V177L114 179V181H112L111 179H109V181H107V182L102 181L103 183L104 182L107 183V184L104 183L105 185H108L110 183L111 185L108 186V187L105 186L104 184L99 185V186H102L103 185V187H105V188L106 187L107 188L110 187L109 190L107 188L106 189L105 188L103 189L105 192L107 191L106 193H103L104 191L101 192V190H102L103 187L100 188L96 184H94L96 187L95 186H92V183H91V185L89 184V185H87L84 188L82 187V189L80 187V191H79L78 194H76V193L71 194L72 192L70 193V191H69V193L71 194L70 196L76 194L75 197L72 196L75 200L73 198L70 199L69 197H68V199H69L68 200V199L65 198V195H64V198L67 201H70V200L73 199V201H75L74 208H71L69 210H65V209L58 210V208H57L56 211L53 209V211H55L54 212V215L57 217V220H60V222L63 225V227L64 228L66 227L68 231L69 230H72L73 229V226H75L73 224V223H75L74 222L75 220L77 221V220H80L81 218H84V220L87 219L88 221H91V219H94V218L95 219H97V218L100 219L99 220L100 222L97 221V223L99 224V226H100L99 228L101 230H99V228H96V226H95V228L97 229V231L96 232L95 231H92L93 234L89 232L90 233L89 236H91L93 240H91L90 243L86 247H84V245H82V246L80 245V247H84V248H82L83 249L82 250L83 251V254L84 255H87L88 258L91 259V261H92L93 264H111L110 263L111 259H109L108 256L98 255L97 252H96L97 250H95L96 248L100 247L101 244H103V245L105 244V243H102L101 242V241H103L101 238H97L96 237L97 239H95L94 233H97V232L98 233L103 232L104 236L105 237L107 236L106 238H107V240H109V243H110L109 244V249L112 250V251H116V247L118 246V244L123 239L124 240L127 239L128 245L132 246V248L133 247L135 248V252L130 255V262L129 263H125V264H235V263H238V262L240 263V260H243L242 261L243 263L248 262L250 264H264V232H262L264 230V159L262 158V155H264V150H263V153H262V149H264V95H263V90L262 89L260 90ZM258 86L261 87V84L258 85ZM153 87H154V84H150L149 89L150 88L151 89H154V88L156 89V87H154V88ZM159 87L157 86L158 91H159ZM193 87L194 86L192 85V88ZM138 88H140V86ZM144 88H145V86H144ZM183 88L184 87L180 86L179 89L182 91ZM186 89L188 90V88H186ZM168 90L170 91V89H167V92L165 91L167 94L170 93ZM185 92H184V94H186ZM161 93H158V95H160ZM149 94H151V92L148 93V97L150 96ZM154 95H155V97L158 96L157 93L154 94V92H153L151 94L152 98H153ZM163 95H164V92H163ZM192 95H194V94H192ZM249 95H250V97H248ZM130 96H132V95H130ZM184 97H186V96H184ZM170 98H173L172 95H171ZM186 99H187V97H186ZM179 102H180L181 105L179 104ZM149 107H150V109H152L153 106L152 107L151 106H148V108ZM128 108L131 109L130 107H128ZM132 108H134V107L132 106ZM139 108H140V106H138V109ZM144 108L147 109V106L146 107L144 106ZM155 108H157V105L155 106ZM146 109H142V110H144L143 117L142 118H144V113L147 112ZM239 109H242V111L247 112L246 114L248 115V118L246 117L244 120L240 119L239 118V114H238V112H240ZM131 110H133V109H131ZM131 110H128V111H131ZM161 110L160 111L158 110V111L161 112V113H163ZM149 111H150V114L153 113V112H151V110H149ZM230 111H231V113H230ZM120 113H122V112H120ZM135 115H136V113L133 116H135ZM247 115H245V116H247ZM133 116H131V117H133ZM259 116H263V118L262 119L260 118L261 120L256 122L255 118H259ZM131 117L129 118L130 120L128 119L129 121H131ZM243 117H244V115H243ZM140 119H141V116H140ZM131 122L129 124H131ZM259 122H260V124H259ZM125 123H127V122H125ZM135 125H136V123H135ZM102 126H104V125H102ZM131 128H133V127H131ZM171 131H173L175 133L177 132V134H176L177 136H176V138L174 140L171 137L168 136L169 133H171ZM135 132H137V133H135ZM117 133H118V135H115ZM96 135H97V133L95 134V136ZM111 135H112V138L110 137ZM128 135L132 138V139L131 138L130 139L133 142H131L129 140L131 143H129V144L126 143L127 145H124L123 147H122V145L120 143V145H121L120 147L121 148L118 149L119 147H117L118 150L117 149L116 150L115 149H111L110 144H107V142H110L109 140L113 139V137L114 138H116V137H121L122 138L124 136V137L127 138V141H128V139H129V137H127ZM104 136H108V137H106L107 138L106 140L104 139L105 138ZM145 137H146V139H144ZM150 139H152V140H150ZM94 142H95V140H94ZM26 143H28V142H26ZM112 143L113 142H111V144ZM91 145L92 144H90L89 146H91ZM114 145H115V143H114ZM143 147H141V149ZM36 148H37V145L35 143L32 144L29 147L24 146V144H23V148L21 150L24 151V152H29L30 153V152H36V150H37ZM87 150H89V149H87ZM248 150H252V153H250L251 155H249V157L251 156L250 159L252 161L249 164V166H250L248 168L249 170L247 168H243V169L238 168V166H239V164L237 162L238 159L241 158V156L243 155L242 153H244L245 151H248ZM258 150H261L260 151L261 154H262L261 156L258 153ZM86 154L88 155V153H86ZM74 155L75 154H73L72 156H74ZM246 155H247V153H246ZM19 158H21V157H19ZM37 159H39V158H37ZM241 159L243 160L245 158H241ZM84 160H86L87 162H85ZM82 161H84L85 163L82 162ZM19 162L20 161L18 160L15 164H17V166H19L20 165ZM31 162H32L31 166H33L34 164H37L38 163L37 161H36L37 163H34L35 161L33 162V159H31ZM34 166H36V165H34ZM47 166H45V168ZM32 168H35V167H32ZM39 168H41V167H39ZM48 168H49V166H48ZM77 168H80V166L77 167ZM77 168H75V169H77ZM83 168H84V166H83ZM83 168H80V169L83 170ZM85 169H88V168L85 167ZM135 169H139L138 173H137V171ZM59 170H60V168H59ZM90 171H91V169H90ZM90 171H89V173H90ZM120 171H121V173H120ZM181 171H186L187 172L186 177H188L191 180H194V182L197 181L199 183L197 189L190 190V189L187 188V186L185 185V182L180 178V175L179 174H180ZM116 172L117 173L118 172L120 173V174L118 173L120 175V178H117V179L114 178L115 177L114 176V173H116ZM65 173L67 175V171ZM72 173H75V172H72ZM80 173L83 174L84 172L83 173L80 172ZM97 173L98 174L100 173L99 170L97 171ZM133 173H135L137 176L134 177L133 176ZM48 174L50 175V173H48ZM64 174H63V176L60 174L62 176L61 178L64 177ZM85 174H86V171H85ZM101 174H102V172H101ZM78 175H80L79 172H78ZM78 175H77V177H79ZM89 176H90V174H89ZM144 176L147 177V183L145 182V179L143 180V182H145L147 184V187L140 189V187L141 186H144V185L139 184L138 181H137V183L140 185V186L137 187L136 184L134 183V182H136L135 181V178L141 177V179H142V178H144ZM74 177H76V176H74ZM87 177H85V179H89V181L92 180V179L87 178ZM61 178L59 177L58 181L59 180H63ZM81 178H83V175H82ZM81 178H80V180H81ZM96 178H97V176H96ZM64 179H68V178H64ZM98 179H100V178H98ZM207 179L209 180V183L206 182ZM48 180H50V179H48ZM83 180H84V178H83ZM101 180H99V182H98L97 179L96 180L93 179L92 181H93V183L95 181H97L98 184H99ZM45 181H46V183H45ZM45 181H44L45 184H43V185H46L47 187H49L47 185V180H45ZM73 181H74V179H73ZM82 181H81V183H82ZM50 182H51V180H50ZM68 182H69V184L67 183L68 186L71 185V183L72 184H75L74 183L75 181L74 182L68 181ZM33 184H36V183H33ZM37 184H40V183H37ZM37 184L35 186H37ZM48 184H49V181H48ZM59 184L65 185L66 182H65V184L63 182L62 183H59ZM36 188H37V190L38 189L42 190L41 188H38V186ZM120 188H123L124 189V192H120L118 190ZM64 189H67L66 186L64 187ZM62 190H63V188H62ZM0 191H1V189H0ZM127 191H129V192L127 193ZM147 191H152V192L156 193L157 196L155 197V195H154V197L157 198V200L154 201V203H152V204L150 203V205H148L146 208L143 207V210H141L142 208H140V211L141 212H139V213H135L134 212L135 217L132 214L133 217H134V219L135 220H138L137 223L143 222L147 226V231H149L147 234H153V233H155V232H157L159 230H166V231H168L171 234V242L170 243H171V247L173 246L172 248L174 249V251L177 250V248L179 249V244H180L179 242L182 240L184 242V245H185V248H184L185 252H184V250H183V252L185 254H188V258L187 259L184 258L182 260V259H180L181 258L180 257L179 258L180 260L178 262H173V261H170V260H165L161 256V254H160L159 247L155 243H153L152 241H150L149 239H147L146 236L144 235V233L142 231H139L138 230V229H140V227H138V226H137L138 229L136 231H131V230H127L126 231L125 230V232H123V234L121 232L124 231L125 228H123V230L119 231L118 234H114V232H112L113 230L111 231V228L110 227L112 225L117 224V223L118 224L122 223V221H123V215H124L125 212L120 213V211L117 209L119 212L114 210L113 214H108L109 212L111 213V211H112L110 209H113V207H120L119 205L117 206V204H120L121 205V204H123L121 202H124V200H128V199L129 200H132V202L134 200V202L138 203L137 201L142 200L144 198V197L142 198V196ZM41 192H43V191H41ZM65 192L67 193V191H65ZM73 192H75V191H73ZM76 192H78V191H76ZM0 193H2V192H0ZM5 193H6L5 190H3V193H2L3 195L2 196H3V198L5 200H2V201H6V198L7 197H4V194ZM39 195L40 194H37V196H39ZM112 195L113 196H116V201L115 202H112L111 199H110V197ZM5 196H7V194H5ZM62 197L63 196H61V198ZM146 197H148V195ZM154 197H153V199H154ZM61 198L59 196V199H61ZM64 198H62V199H64ZM55 199H57V198L55 197ZM59 199H57V200H59ZM47 200L48 199H46L44 201L46 202ZM144 200L145 199H143L142 203L144 202ZM216 202H219V203L222 202V204H223L222 210L220 212H218L219 214L217 213L219 216L218 217L215 216L216 217L215 218L216 219V226L213 227V228H211V227H209V225H201L199 223V219H201L202 217H204L206 214L211 213L212 212L211 210H214L213 204H215ZM70 203H71V201H70ZM144 203H146V201ZM1 205H2V203H1ZM8 205H9V203L6 202L5 209H4V206L5 205L4 206L2 205L3 208H0V209L5 212V210L8 209L7 208ZM124 207H125V205H124ZM82 208H84V210H82ZM99 208L102 209V213H100L101 215L98 214L100 217H97V213H96L97 211L96 210L97 209L99 210ZM79 209L81 210V212L78 213L77 210H79ZM128 210H131V209H128ZM2 211H0V212H2ZM10 212H13V210L12 211L10 210ZM16 212H14V213H16ZM131 212H133V211H131ZM51 213L53 215L52 210H51ZM21 214H23V213L18 214L19 216H21V218H19V219H21L25 223V221L22 219L25 215L23 214L24 216H22ZM2 216L4 218L7 215L6 216L2 215ZM25 217H27V215ZM79 217H80V219H79ZM7 218H9V220H10L11 217L9 216ZM28 218H29V216H28ZM7 220L5 219L4 220V223ZM18 220L17 219L15 220V218L13 219V221H16V223H17ZM25 220L27 221V218H25ZM32 220L33 219H31V222H30L31 225H32V222H34ZM79 222L80 221H78V223ZM95 222H93V223H95ZM10 223H11L12 226L15 224L14 222L12 223L11 221H10ZM87 223L88 222H86V224ZM97 223H96V225H97ZM17 224H15V225H17ZM19 224H22V223L19 222ZM25 224L28 225V226H25V227H28V228L30 227L29 222H27ZM86 224L85 223L84 224L82 223L83 226H85ZM2 225H3V223H2ZM91 225L92 224L90 222L89 228L92 227ZM5 226L9 227L10 225H5ZM12 226L9 227L10 229L9 228H6V229H8L6 231L9 232V230H11V228H13V229L15 228L14 226L13 227ZM83 226H82V228L84 229ZM118 226H121V225H118ZM18 227L20 229V231H17L18 233L16 231H14V232L11 231V233H15L16 232L15 233V236H16V234L17 235L20 234L21 229L24 228L21 225L20 226L18 225ZM76 227H77V225H76ZM114 227H115V225H114ZM89 228H85V230H87V232H88ZM95 228H90V230H94ZM2 229H4V228H2ZM79 229H78V231H79ZM17 230H18V228H17ZM24 230H25V228H24ZM24 230H22L23 232H21V234H23L26 231V230L25 231ZM27 230H30V228L27 229ZM31 230L29 231L31 233H29V234H27L26 232L25 233L28 236L30 234H33V235H31L32 236V239L34 238L33 239V246H34L33 252L34 253H33L32 257H28V256L25 257V255L22 253V251H24V249L22 251L19 250L20 251V253H19L18 251L14 252L16 250V248L12 247L13 250L12 251H9V252L10 253L13 252V253H11L13 256L12 255L10 256L8 253H6V254H8L10 256V257L6 258L8 255L5 256L6 255L5 254L4 257H3V255H2V254H4L3 253L4 252V249H3L2 253L0 252L1 253V257H2V263L3 264H15V263H17V261L15 260V255L16 254H17L16 255L17 256V259L18 260H21V264L22 263L23 264H45L46 263L47 264V262L44 263V260L43 259L46 257L45 255L48 252V250H52L53 246L55 247L56 244H54V245L52 244L53 246L50 245L51 243L47 244L45 242V235H44L45 233H43L41 231L40 232H36V231L33 232ZM114 231H115V229H114ZM83 232H86V231H83ZM87 232H86V235H87ZM0 233H2V232H0ZM25 233L23 234V237L25 236ZM74 233L75 232H72L73 236H74ZM80 234L81 233H79V234H76L75 233V235H79V236L78 237L77 236H74L73 239L76 238L77 240H79ZM7 235L8 234L6 233V237L4 235H2L0 237H4L5 240H7L6 239V238H8ZM12 235H11V237H15V236H12ZM27 235H26V237H27ZM23 237H21V238H23ZM120 237H123V239H120ZM46 238H48V237H46ZM11 240H13V238H11ZM11 240H9V241H11ZM77 240H76V242H77ZM50 241H52V240H50ZM11 242H9L10 245L13 244V242H15V244H17V245L22 244V243H16L17 241H15V240L12 243ZM125 242H123V243H125ZM10 245H9V250H11L10 248L12 246V245L11 246ZM105 245H108V244H105ZM13 246H16V245L13 244ZM26 246L27 245H25V247ZM20 247H23V246H20ZM78 248H79V246H78ZM100 248H104V246L103 247H100ZM181 249H183V248H181ZM181 249H180V252L182 253ZM17 250H18V248H17ZM26 250L27 249H25V251ZM101 250H100V252H101ZM127 250H129V249L127 248ZM5 252H7V250ZM49 252H51V251H49ZM108 253H107V255H108ZM128 256H129V254H128ZM69 257H68V260L70 259ZM173 259H174V257H173ZM68 260H66V261H68ZM14 261H16V262H14ZM24 261H25V263H24ZM18 264H20V262Z\"/></svg>",
	"mask_w": 264,
	"mask_h": 264
}]
</instances>
